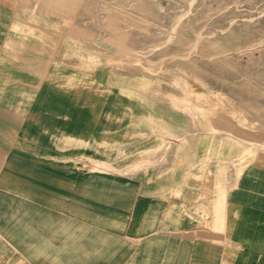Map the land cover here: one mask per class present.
<instances>
[{"label": "crops", "instance_id": "1", "mask_svg": "<svg viewBox=\"0 0 264 264\" xmlns=\"http://www.w3.org/2000/svg\"><path fill=\"white\" fill-rule=\"evenodd\" d=\"M0 18V264H220L258 234L224 121L33 0Z\"/></svg>", "mask_w": 264, "mask_h": 264}, {"label": "rangeland", "instance_id": "2", "mask_svg": "<svg viewBox=\"0 0 264 264\" xmlns=\"http://www.w3.org/2000/svg\"><path fill=\"white\" fill-rule=\"evenodd\" d=\"M33 1L58 16L61 35L81 37L93 57L113 53L116 67L163 74L169 89L215 115L217 125L224 121L248 150L241 151L249 166L242 190L264 202V0ZM256 211L250 222L258 234L244 237L248 243L232 237L220 264H264V203Z\"/></svg>", "mask_w": 264, "mask_h": 264}, {"label": "bare ground", "instance_id": "3", "mask_svg": "<svg viewBox=\"0 0 264 264\" xmlns=\"http://www.w3.org/2000/svg\"><path fill=\"white\" fill-rule=\"evenodd\" d=\"M149 17V16H148ZM147 17V18H148ZM1 19V18H0ZM30 34V33H29ZM195 40V39H194ZM65 83V82H64ZM83 109V108H82ZM189 114V113H188ZM76 121V120H75ZM234 145V144H233ZM58 155V154H57ZM226 156V155H225ZM231 157V156H230ZM237 158V157H236ZM239 158V157H238ZM228 159V158H227ZM231 159V158H230ZM215 164V163H214ZM221 196V195H220ZM223 199V198H222ZM51 202V201H50ZM49 205V204H48ZM260 225V224H259ZM248 231V230H247ZM250 231V230H249ZM262 233V232H261ZM261 236V235H260ZM261 248V247H260ZM263 248V247H262ZM251 264V263H250Z\"/></svg>", "mask_w": 264, "mask_h": 264}]
</instances>
